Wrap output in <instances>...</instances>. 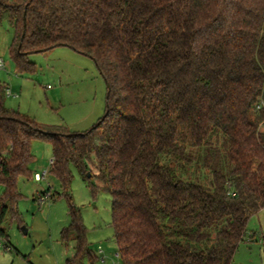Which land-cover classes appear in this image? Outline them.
<instances>
[{
  "label": "trees",
  "instance_id": "1",
  "mask_svg": "<svg viewBox=\"0 0 264 264\" xmlns=\"http://www.w3.org/2000/svg\"><path fill=\"white\" fill-rule=\"evenodd\" d=\"M4 20L17 70L68 46L95 60L107 96L104 116L72 133L0 93V236L19 179L34 176L32 143L45 139L63 189L51 197L70 203L67 264L98 258L70 196L73 168L112 196L123 264H231L264 209V0H0Z\"/></svg>",
  "mask_w": 264,
  "mask_h": 264
},
{
  "label": "rangeland",
  "instance_id": "2",
  "mask_svg": "<svg viewBox=\"0 0 264 264\" xmlns=\"http://www.w3.org/2000/svg\"><path fill=\"white\" fill-rule=\"evenodd\" d=\"M14 31L7 20L0 24V93L7 108L23 114L41 126L84 132L105 114L107 88L95 60L68 46H57L46 52H34L28 59L36 64L34 71H19L13 61L10 45ZM10 88L18 97L9 96ZM35 172L50 170L53 158L48 140L35 139ZM70 196L78 207L86 227V238L95 262L89 256L84 264H123L118 254L112 226V196L105 190L93 193L89 178L73 168ZM94 183L98 181L92 178ZM18 186L22 197L17 214L6 215L0 236V264H67L76 253L72 236L66 243L62 229L70 223V203L65 195L40 201L39 194L50 190L62 192L59 182L49 173L42 181L34 176L21 177ZM8 245V246H7ZM102 257L104 260H102ZM231 264H264V209L254 214L247 234L235 251Z\"/></svg>",
  "mask_w": 264,
  "mask_h": 264
},
{
  "label": "built area",
  "instance_id": "3",
  "mask_svg": "<svg viewBox=\"0 0 264 264\" xmlns=\"http://www.w3.org/2000/svg\"><path fill=\"white\" fill-rule=\"evenodd\" d=\"M4 66H5L4 60L2 58H0V68H3ZM6 93L9 96L18 97V95L17 94H13V92L8 87L6 88ZM258 107L260 108L261 106H258ZM52 163H53V159H51V164ZM48 173H49L48 170L44 171L43 173H41V172H35L34 173V179L36 181H42L47 176ZM49 197H51L50 190H46V191H44V192H42V193L39 194L40 201H44V200H46ZM102 260H104L103 257H102Z\"/></svg>",
  "mask_w": 264,
  "mask_h": 264
},
{
  "label": "water",
  "instance_id": "4",
  "mask_svg": "<svg viewBox=\"0 0 264 264\" xmlns=\"http://www.w3.org/2000/svg\"><path fill=\"white\" fill-rule=\"evenodd\" d=\"M88 176H90L91 175V173L90 172H88V174H87Z\"/></svg>",
  "mask_w": 264,
  "mask_h": 264
}]
</instances>
